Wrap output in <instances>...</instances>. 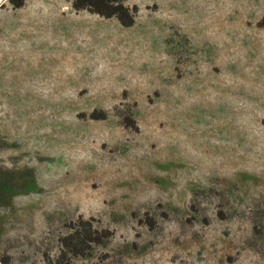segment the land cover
<instances>
[{"label":"rangeland","instance_id":"rangeland-1","mask_svg":"<svg viewBox=\"0 0 264 264\" xmlns=\"http://www.w3.org/2000/svg\"><path fill=\"white\" fill-rule=\"evenodd\" d=\"M126 5L0 0V264H264V0Z\"/></svg>","mask_w":264,"mask_h":264},{"label":"trees","instance_id":"trees-1","mask_svg":"<svg viewBox=\"0 0 264 264\" xmlns=\"http://www.w3.org/2000/svg\"><path fill=\"white\" fill-rule=\"evenodd\" d=\"M76 11H88L105 19H117L125 28L135 25L139 9L137 6L129 7L126 0H71ZM14 9L25 6V0H9ZM259 27H264V19L259 22ZM106 112H93L90 118L93 120H105ZM128 127L136 129V123L132 114L124 118ZM114 233L107 228H99L95 220L86 219L83 216L68 224V232L60 237V251L54 259H47L48 264H74L75 258L88 257L99 246H105L111 240Z\"/></svg>","mask_w":264,"mask_h":264}]
</instances>
